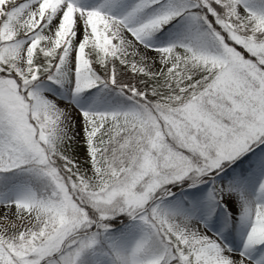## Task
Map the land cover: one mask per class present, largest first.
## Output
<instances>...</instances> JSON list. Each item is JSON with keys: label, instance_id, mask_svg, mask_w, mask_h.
I'll list each match as a JSON object with an SVG mask.
<instances>
[{"label": "snow or ice", "instance_id": "obj_1", "mask_svg": "<svg viewBox=\"0 0 264 264\" xmlns=\"http://www.w3.org/2000/svg\"><path fill=\"white\" fill-rule=\"evenodd\" d=\"M0 264H264V0H0Z\"/></svg>", "mask_w": 264, "mask_h": 264}]
</instances>
